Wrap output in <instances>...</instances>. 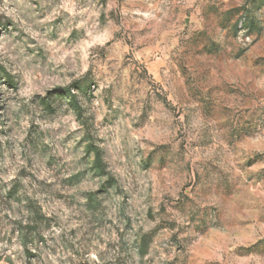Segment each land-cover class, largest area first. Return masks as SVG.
I'll return each instance as SVG.
<instances>
[{
    "label": "rangeland",
    "instance_id": "obj_1",
    "mask_svg": "<svg viewBox=\"0 0 264 264\" xmlns=\"http://www.w3.org/2000/svg\"><path fill=\"white\" fill-rule=\"evenodd\" d=\"M0 264H264V0H0Z\"/></svg>",
    "mask_w": 264,
    "mask_h": 264
},
{
    "label": "trees",
    "instance_id": "obj_2",
    "mask_svg": "<svg viewBox=\"0 0 264 264\" xmlns=\"http://www.w3.org/2000/svg\"><path fill=\"white\" fill-rule=\"evenodd\" d=\"M96 158L99 159L98 154L96 153Z\"/></svg>",
    "mask_w": 264,
    "mask_h": 264
}]
</instances>
